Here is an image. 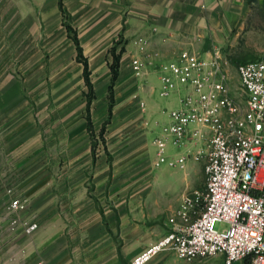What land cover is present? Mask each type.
Here are the masks:
<instances>
[{
  "label": "rangeland",
  "instance_id": "obj_1",
  "mask_svg": "<svg viewBox=\"0 0 264 264\" xmlns=\"http://www.w3.org/2000/svg\"><path fill=\"white\" fill-rule=\"evenodd\" d=\"M247 1L250 5L248 14L243 21L231 26L228 40L220 46L231 59V78L235 85L238 74L234 60L247 61L264 54V0ZM90 11L85 10L83 14ZM11 13L10 9L0 8V244L7 245L6 239L10 235L22 241L24 236H32L40 227L42 218L30 213L31 205L24 196L33 182L48 173L56 182H63L50 187L54 195L64 188L70 195L79 194L80 189L93 195L94 180L107 178L117 185V193L128 189L129 197L144 190L148 181L154 179V173H158L156 189H164V198L174 204L188 187L184 170L168 162L152 169L153 148L157 146L152 141L151 120L148 119L153 108L151 103L156 104L160 98L158 91L153 90L159 79L154 66L164 59L150 57L146 48L142 72L131 70L130 59L135 49H128L122 31L114 35L112 26L101 22L94 24L93 17L86 24H76L72 12L63 6L61 22L51 29L50 34L38 35L30 31V26L26 31L27 28L19 24L15 27V35L10 36L7 31L13 21L9 18H16ZM64 31L65 36L60 33ZM114 71L118 76L113 80ZM142 101L147 103L145 107ZM20 127L25 128L22 132L27 137H38L36 144L44 146L41 150L45 151V160L54 164L56 169L23 170L25 161L43 162L44 156L37 148L17 158V170L9 169L11 160L4 142L14 128ZM70 135L79 137L75 142H67L68 154H61L62 137L66 141ZM73 147L82 149L73 154ZM171 148H182V144L170 138L166 155L171 153ZM190 151L189 157L196 161V172L194 177L190 173L188 178L192 185L195 182V186L184 194L202 190L205 183V146ZM173 157L176 156H169ZM73 163H77L80 169H70L68 164ZM63 165H67L66 170ZM79 181L86 188H76ZM16 197L25 198L26 206L17 212L19 220L13 224V212L8 205ZM201 207L202 203H199L197 208ZM192 215L196 216L197 212ZM30 220L38 222L33 233L25 231ZM23 245L21 253H25ZM177 260L179 264H223L217 256ZM0 264L19 263L12 252L0 248Z\"/></svg>",
  "mask_w": 264,
  "mask_h": 264
},
{
  "label": "crops",
  "instance_id": "obj_2",
  "mask_svg": "<svg viewBox=\"0 0 264 264\" xmlns=\"http://www.w3.org/2000/svg\"><path fill=\"white\" fill-rule=\"evenodd\" d=\"M61 6L72 12L76 24H86L93 17L94 24L101 22L112 26L111 33L114 35L122 31L129 44L128 49H135L133 57L143 58L145 54L139 49L137 42L138 37L143 36L147 40L146 52L150 53V57H160L164 61L176 58L182 49L208 56L215 45L225 44L231 26L243 21L250 10L247 0H0V8L10 9L12 17H16L9 18L14 22L7 31L10 36L15 35V27L19 24L26 28L30 26V31L38 35L50 34L51 29L61 22ZM85 10L91 11L85 15ZM60 33L66 35L65 31ZM159 66L160 63L154 66L159 79L153 85V90L158 91L160 98L156 104L151 103L153 108L148 118L151 120L149 130L153 133V142L161 133L162 126L171 121L170 109L180 105V96L189 89L178 83L169 95H161ZM147 68L150 71L149 66ZM194 126L193 123L189 128ZM20 128H14L4 142L6 154L10 155L11 160L9 169L17 170V158L32 153L33 148L40 150L38 153L44 156L43 162L37 164L25 161L23 170L56 169L54 164L45 160V151L41 150L44 146L36 144L38 137H27L22 132L25 128ZM69 137L66 141L62 137L59 148L61 154L67 153V142H75L79 136ZM170 138L174 142V137ZM182 140V148H171V153L167 155H186L184 165L180 168L184 170L188 187L180 193L174 204L164 198V189H156L158 173H154V179L148 181L144 190L131 197L128 189L117 193V185L107 178L94 180L93 195H87V190L82 189L77 195L66 194L65 188L54 195L50 187L54 183L63 182H56L48 173L33 182L24 196L31 205L30 213L42 218L40 227L32 236H24L22 241L10 235L6 239L7 245L3 246L1 243L0 248L2 251L8 249L12 252L19 264H132V258L139 251L170 230L171 213L179 208L182 195L195 186V182L192 185L188 178L190 173L194 177L196 172V161L189 157L192 153L190 150L205 146L206 140L194 138L190 130ZM81 149L71 148L73 154ZM153 149L156 157L157 148ZM88 150L89 148L86 149ZM154 159L152 169H155ZM68 166L73 170L80 169L77 163ZM66 168L67 165H63V169ZM82 187L85 186L79 181L76 188ZM23 244L25 253L20 252ZM215 256L221 258L224 264L223 254ZM178 258L186 260L174 251L166 250L156 254L145 264H179ZM241 260L240 264H251L249 258L236 260L233 264H238Z\"/></svg>",
  "mask_w": 264,
  "mask_h": 264
},
{
  "label": "built area",
  "instance_id": "obj_3",
  "mask_svg": "<svg viewBox=\"0 0 264 264\" xmlns=\"http://www.w3.org/2000/svg\"><path fill=\"white\" fill-rule=\"evenodd\" d=\"M137 42L144 51L147 40L140 36ZM131 66L142 72L143 59L132 57ZM231 66L218 45L208 56L182 49L176 58L160 63L161 95H169L178 83L189 89L180 96V105L170 109L171 121L154 138V165L183 166L186 155L169 158L165 151L170 137L180 145L190 130L194 138L206 140L205 183L202 190L182 196L177 212L169 217L170 230L139 251L132 264H145L166 250L190 261L223 254L224 264L244 258L264 264V54L237 63L236 85ZM25 206V198L10 201L13 224ZM37 228L38 222L30 220L25 231Z\"/></svg>",
  "mask_w": 264,
  "mask_h": 264
},
{
  "label": "trees",
  "instance_id": "obj_4",
  "mask_svg": "<svg viewBox=\"0 0 264 264\" xmlns=\"http://www.w3.org/2000/svg\"><path fill=\"white\" fill-rule=\"evenodd\" d=\"M76 40V43H77V46H78V50H79V52H81V46H80V44H79V41H78V39L76 38L75 39ZM236 63H240V62H245L246 60H234ZM87 63L85 64V70H87ZM117 76H118V72L117 71H114V74H113V76H112V79L114 80V79H116L117 78Z\"/></svg>",
  "mask_w": 264,
  "mask_h": 264
}]
</instances>
